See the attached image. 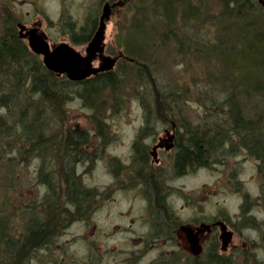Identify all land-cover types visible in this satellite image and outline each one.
<instances>
[{
	"label": "rangeland",
	"instance_id": "rangeland-1",
	"mask_svg": "<svg viewBox=\"0 0 264 264\" xmlns=\"http://www.w3.org/2000/svg\"><path fill=\"white\" fill-rule=\"evenodd\" d=\"M167 7L173 10L172 22ZM222 9L221 0H0V38L9 26L20 34L18 21L27 23V29L40 24L50 45L69 43L83 56L89 37L79 45L72 39L81 32L94 38L109 11L104 56L116 59L110 70L118 82L115 91L102 88L89 103L76 94L81 88L68 95L46 132L56 143L46 147L48 155L16 139L8 144L0 138V227L6 240L24 242L30 223L47 219V241L26 246L25 264H192L186 256L194 257L193 251L182 229L174 242L166 239L170 224H177L178 231L187 223L210 225L215 220L228 223L233 241L223 251L219 229L213 233L217 239L204 234L199 264H210L206 256L215 245L227 264H264L259 161L239 146L226 112L231 101L244 118L264 119V78L260 74L253 90L245 69L228 66L220 52L208 51L218 40L233 43L230 27L244 33L238 51L254 48L249 47L254 40L250 35L258 20L264 41V6L252 11L244 28L235 24L242 20H228ZM173 32L185 35L188 44L181 50ZM130 50L135 57L126 54ZM102 64L97 54L92 65ZM188 128L208 136L221 131L228 135L227 145L205 164L180 174L170 149L150 154L152 134L176 131L184 144ZM75 130L86 139L70 160L64 148ZM142 132L149 135L140 138ZM142 152L148 154L145 168ZM70 168L90 192L80 210L65 194ZM47 175L53 190L42 182ZM5 250L1 244L0 264H11Z\"/></svg>",
	"mask_w": 264,
	"mask_h": 264
},
{
	"label": "trees",
	"instance_id": "trees-1",
	"mask_svg": "<svg viewBox=\"0 0 264 264\" xmlns=\"http://www.w3.org/2000/svg\"><path fill=\"white\" fill-rule=\"evenodd\" d=\"M221 2L223 16L231 21L242 20L235 22V24H240L242 28L246 24L245 21L250 18L252 11L258 7H263L257 4L255 0H221ZM171 3L172 1L168 2L167 5L171 7ZM166 11L169 14L168 21L172 22L173 10L167 7ZM260 24L261 22L258 20V26L254 27V31L251 30L250 37L253 35L254 40L249 47L254 46V48L251 47L250 50L238 51L237 45H239V40L244 33L241 30L236 31L234 27L227 28L232 33L235 31L234 35H231L235 38L233 43L223 39L212 43V47L208 45L209 52L221 53L220 56L226 65L245 69L248 72L247 78H252L255 84V86L248 84L253 90L258 87L256 84H258L257 80H260V74L264 78V41L262 40L263 32L259 30ZM172 36L177 39L180 50L185 44H188L186 43L187 40L183 38L184 34L179 35L173 32ZM86 37H90V35L84 36L81 32L80 36H74L72 42L78 45L84 44L87 42ZM139 39L142 38L139 37ZM194 47L198 49L195 44ZM261 48L262 51H260ZM126 54L129 57H135L132 50L127 51ZM137 59H134V61L136 60L135 64L139 63ZM142 70H144L143 67ZM60 76L44 66L41 57L29 49L27 44L17 36L15 29L9 26L4 31L0 38V113H2V115L0 114V138L5 139L8 144L12 142V139H16L22 145H29L31 151L48 155L50 151H46V147L48 145L56 146L53 138L47 137L46 134L52 128L50 121L52 118L59 117L62 104L69 98L68 95L73 90L81 88V92L76 91V94L82 96L89 103L93 96L100 93L102 88L115 91L118 87L117 78L111 71L98 73L80 82H73L65 75ZM262 80L264 81V79ZM233 96L230 94L229 100ZM228 103H230V109L226 112L233 120L232 131L236 132L239 138V146L259 161L258 171L262 177L260 201L264 202V119H246L231 101ZM188 130L186 131L187 139L184 144L180 143L173 165L174 170L180 174L188 167L205 164L212 155L217 154L220 148L227 145V142L224 141L228 135L221 131L208 136L209 134H198L196 130L191 128ZM85 139L84 133L78 130H75L73 135L69 134L65 142L64 155L69 156L70 160L76 154L78 156L79 145L83 144ZM234 146L230 145V148H234ZM51 151L55 152V149ZM226 154L228 155V152ZM146 158V152H142L140 155L141 163L145 164ZM64 171L65 169H63ZM65 176V194L68 202L80 210L82 204L85 203L84 201L89 199L90 192L83 188L73 168H70ZM42 182L50 190L54 189L48 175L44 176ZM46 222V218L39 219V221L33 220L30 223L28 235L21 243L7 241V233L0 227V245L6 246L5 255L11 264H25L29 253V250L25 249L26 246H30L35 240L47 241L43 232L47 225ZM260 229L264 236V223ZM206 260L210 261V264L228 263L224 256L218 254L216 246H213L212 250L209 251Z\"/></svg>",
	"mask_w": 264,
	"mask_h": 264
},
{
	"label": "water",
	"instance_id": "water-1",
	"mask_svg": "<svg viewBox=\"0 0 264 264\" xmlns=\"http://www.w3.org/2000/svg\"><path fill=\"white\" fill-rule=\"evenodd\" d=\"M108 15L109 11L103 15L99 30L86 48V56H83L69 43L63 42L56 46H51L42 35L37 33L35 28L29 30L26 34L28 47L34 54L42 57L43 64L48 70L57 75H65L73 82L84 81L90 76L110 71L114 68L116 59L104 56V20L109 17ZM24 29L25 27L23 26L22 30ZM97 54H99L103 64L99 68H94L92 63ZM162 146H164L163 143H160L155 149ZM217 224L221 226L222 250L226 251L232 241L233 233L227 231V226L223 222H218ZM210 229V225L202 224L198 228V232L204 233ZM182 230L187 234L193 254L198 256L202 250L199 243V234H195L190 226H183Z\"/></svg>",
	"mask_w": 264,
	"mask_h": 264
},
{
	"label": "flooded vegetation",
	"instance_id": "flooded-vegetation-1",
	"mask_svg": "<svg viewBox=\"0 0 264 264\" xmlns=\"http://www.w3.org/2000/svg\"><path fill=\"white\" fill-rule=\"evenodd\" d=\"M263 3H264V0H261ZM263 3H260V5H263ZM106 4H109V6L111 5L110 4V2L109 1H107L106 2ZM105 6V5H104ZM112 6V5H111ZM264 6V5H263ZM113 7V6H112ZM15 25H18V26H20V28H21V33L19 34H17V36L21 39V40H23L26 44H27V46H28V42H27V37H26V34H27V32L29 31V30H31L32 28H35L36 30H37V33L38 34H40V35H42L48 42H49V36H48V34L46 33V31H44V30H42V28H41V26H40V24H34L33 26H35V27H32V28H30V29H27V23H22V22H17V23H15ZM95 25V24H94ZM25 27V29L24 30H22V27ZM96 34V33H95ZM94 36V35H93ZM93 37H91V35H90V37H89V41H88V43L91 41V39H92ZM52 46V45H51ZM174 128V127H173ZM164 136L163 135H160L159 133L157 134V136H156V134L155 133H153L152 134V136H154L153 138V143H155L154 145H152V150H151V155L152 156H155V154L157 153V151L159 150V149H165V150H171L173 153H174V164H175V158H176V148H177V152H178V150H179V146H180V139L182 138L180 135H178V133L176 132V131H174V132H171V130H167V129H165L164 130ZM149 134H146V132H142V134L140 135V138H142V137H144V136H148ZM156 136V137H155ZM160 143H163V145L164 146H162V147H159L158 149H155ZM168 147H171V148H168ZM169 153V152H168ZM157 155H158V153H157ZM146 157L148 158V154L146 153ZM142 168H145V164H143L142 163ZM143 181L145 182L146 180L145 179H143ZM143 186H145V184H143ZM218 222H223L226 226H227V231H229V232H232L233 233V237H232V241H233V238H234V234H235V232H234V230L228 225V223L227 222H225V221H221V220H215V221H213L211 224H210V227H211V229L209 230V231H205L204 233H199L198 232V228L202 225V224H207V223H203V222H201V223H195V224H193V225H191V224H189V223H187L186 225L187 226H190L191 228H193V230H194V233L195 234H199V237L200 238H202V236L204 235V234H209V235H211V237L212 238H215V239H217V236L215 235V234H213L214 233V230L215 229H219L220 230V234H221V226L220 225H218L217 223ZM208 225V224H207ZM175 226H178L177 224H170V229H169V233L166 235V239L167 240H169V241H172V242H174L175 241V239H176V236H177V233H179V229H182V227H183V225H181L179 228H178V231H176L175 229ZM192 226H195L196 228L194 229V227H192ZM197 226H199V227H197ZM180 237V236H179ZM219 238H220V235H219ZM221 240V239H220ZM216 243H218V240L216 241ZM232 243V242H231ZM216 246V245H215ZM217 247V246H216ZM202 250H203V247H202ZM210 250H212V248L210 249ZM190 251V250H189ZM190 253H191V251H190ZM192 254V253H191ZM202 254V253H201ZM170 255V254H169ZM175 256L173 257V259L175 260ZM186 259H188L192 264H198V256H195L194 255V257H191L190 255L189 256H186Z\"/></svg>",
	"mask_w": 264,
	"mask_h": 264
}]
</instances>
